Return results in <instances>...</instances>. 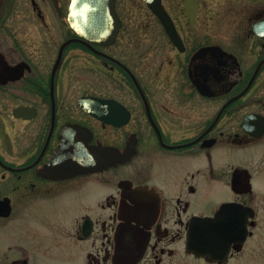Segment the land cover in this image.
Wrapping results in <instances>:
<instances>
[{"label": "flooded vegetation", "instance_id": "af4514ba", "mask_svg": "<svg viewBox=\"0 0 264 264\" xmlns=\"http://www.w3.org/2000/svg\"><path fill=\"white\" fill-rule=\"evenodd\" d=\"M12 1L0 0V264L75 246L86 264H229L264 247L252 238L264 232V0H162L172 31L141 0L146 22L130 37L116 0L113 41L81 37L71 0L50 17L31 0L33 19L11 15ZM87 96L111 114L89 113ZM33 200L40 227L11 245V221ZM195 217L246 238L211 239L229 246L225 261L197 256Z\"/></svg>", "mask_w": 264, "mask_h": 264}, {"label": "water", "instance_id": "95a60500", "mask_svg": "<svg viewBox=\"0 0 264 264\" xmlns=\"http://www.w3.org/2000/svg\"><path fill=\"white\" fill-rule=\"evenodd\" d=\"M146 1L166 23L168 29L172 31L171 19L165 11L162 0ZM68 21L82 37H89L92 40L99 41L106 37L109 38V41H113L121 25V21L115 10V0H72ZM90 33L92 34L91 36H89ZM172 36L176 39L174 32ZM68 43L64 44V46ZM105 104V100L97 97H86L81 100V105L92 114H109V112L103 110ZM100 159V155H95L94 160L99 162ZM85 162V159H82L79 165L76 166L74 173L86 171ZM200 220V218L195 217L188 233L187 244L189 251L197 256L211 258L214 261H225L230 250L229 246L212 245L211 239L217 236L231 243L234 240L243 241L246 238V229L243 231L219 229L217 233L211 234L208 230L209 224H205L203 228H196Z\"/></svg>", "mask_w": 264, "mask_h": 264}, {"label": "rangeland", "instance_id": "374dc122", "mask_svg": "<svg viewBox=\"0 0 264 264\" xmlns=\"http://www.w3.org/2000/svg\"><path fill=\"white\" fill-rule=\"evenodd\" d=\"M68 2L69 0H59V6H55L54 8L53 0L52 1L45 0L42 2L40 1L44 13L49 17L55 15L57 12L59 15H63V14L65 15L67 12ZM138 4H141L142 6L143 3L141 2V0H121L120 5L123 8L124 19L125 22L127 23V28L125 29L124 36L129 35L130 37V34L133 32L131 29L132 24L137 25V23H140L141 25L144 24V22H146V18H144V15H147L148 9L145 8L142 13L136 12ZM11 5H12L11 15H23L33 19L35 12L32 9L31 0H13ZM143 6L142 8H144ZM136 14L143 16V18L139 16L134 17ZM139 18L140 20H138ZM28 26H34V23L29 21ZM31 30H37V29L34 28ZM124 46L132 47L128 45V43H126L125 41H124ZM140 72L143 78L146 77L149 78V76L151 77V72H149L148 67L145 65L140 67ZM125 100L127 101V103L134 106V108H137L138 111L140 112L139 114H143L142 113L143 108L141 104L138 103L139 104L138 105L137 103H135V100L132 99V97L127 95L125 96ZM192 102L194 103V101H190L188 103L187 114H190L192 110H194V106ZM162 104H168V103H158V105L160 106ZM262 186L264 187V182L262 183ZM95 199H96L95 197L91 198L89 203L92 205ZM17 216L18 217L16 219H12L10 224L11 235L10 237L7 236L8 239H11L10 242L11 245L20 243V230H19L20 228H23L25 226L27 228H34V229L36 227L39 228L40 222L42 221L39 219V210H37L36 200L29 202L27 205V210L24 211L22 214L20 211L19 215ZM48 221L49 218L43 220L44 223ZM27 232L31 233V231H27ZM261 236L264 238V232L260 230V231H256L255 235L252 238L258 239L261 238ZM7 244L9 245L8 241H5L1 244L0 249L2 250V252H5L8 249ZM253 249L255 251L252 253L251 257L245 254L240 259L233 260L229 264H264V252H263L264 247L262 249L253 247ZM66 251H68L66 247L65 248L59 247L55 251L53 249V255H51L48 258H42L39 255H34L32 264H86L85 255L82 247L75 246L69 248V255H67ZM196 264H206V262H201Z\"/></svg>", "mask_w": 264, "mask_h": 264}]
</instances>
